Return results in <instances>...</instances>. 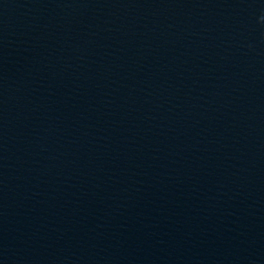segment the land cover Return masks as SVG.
I'll list each match as a JSON object with an SVG mask.
<instances>
[{"label":"water","instance_id":"1","mask_svg":"<svg viewBox=\"0 0 264 264\" xmlns=\"http://www.w3.org/2000/svg\"><path fill=\"white\" fill-rule=\"evenodd\" d=\"M0 264H264V0H0Z\"/></svg>","mask_w":264,"mask_h":264}]
</instances>
